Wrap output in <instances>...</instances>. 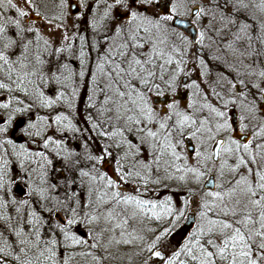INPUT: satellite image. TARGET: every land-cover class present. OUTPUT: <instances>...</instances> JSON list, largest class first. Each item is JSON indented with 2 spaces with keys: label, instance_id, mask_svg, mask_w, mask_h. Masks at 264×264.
<instances>
[{
  "label": "snow or ice",
  "instance_id": "1",
  "mask_svg": "<svg viewBox=\"0 0 264 264\" xmlns=\"http://www.w3.org/2000/svg\"><path fill=\"white\" fill-rule=\"evenodd\" d=\"M24 3L0 0V264H264V0H80L91 38L71 0Z\"/></svg>",
  "mask_w": 264,
  "mask_h": 264
},
{
  "label": "rangeland",
  "instance_id": "2",
  "mask_svg": "<svg viewBox=\"0 0 264 264\" xmlns=\"http://www.w3.org/2000/svg\"><path fill=\"white\" fill-rule=\"evenodd\" d=\"M37 2H39V0H37ZM58 2H59V0H47L48 7L46 9L42 7L41 11H46L50 15L54 14L57 11L55 5ZM71 2L74 4V6L78 10V12H77L76 15H71V12H70V15L67 17L65 22L66 23H70L73 26V28L76 25H79L80 34L87 33V34H89V38H91V35H90L91 30L88 28V20L91 19L92 13L90 11H87V10L82 9V8L79 7L80 0H71ZM91 2H92V0H89V3H91ZM14 3H17L19 7L28 10V6L24 3V0H14ZM102 8H103V5H101V9ZM65 11L67 12L69 10L65 9ZM8 14L14 15L15 13L12 12V13H8ZM32 16H33V18H35V12H32ZM77 16H80L81 19L77 20L76 19ZM25 19H27V18H25ZM77 46H78V41H77ZM94 56H95V53H93V57ZM73 65L74 66H78L76 61H73ZM86 103H87V91L86 90H82L80 92V99H79V101H78V103L76 105V108L78 109L77 120L81 121V123L79 125L81 127H83L82 118L86 114ZM15 139L17 140V142H20V137H19L18 134L15 136Z\"/></svg>",
  "mask_w": 264,
  "mask_h": 264
},
{
  "label": "water",
  "instance_id": "3",
  "mask_svg": "<svg viewBox=\"0 0 264 264\" xmlns=\"http://www.w3.org/2000/svg\"><path fill=\"white\" fill-rule=\"evenodd\" d=\"M71 4L73 5V7L71 8L70 12H71V15H75L77 14V9L75 8L74 4L71 2ZM238 136H239V133L237 131L236 133ZM241 139H243V137H240Z\"/></svg>",
  "mask_w": 264,
  "mask_h": 264
}]
</instances>
